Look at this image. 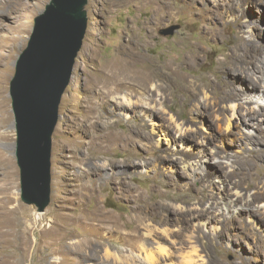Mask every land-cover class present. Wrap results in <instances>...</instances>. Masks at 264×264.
I'll return each mask as SVG.
<instances>
[{
    "label": "rangeland",
    "instance_id": "rangeland-1",
    "mask_svg": "<svg viewBox=\"0 0 264 264\" xmlns=\"http://www.w3.org/2000/svg\"><path fill=\"white\" fill-rule=\"evenodd\" d=\"M49 2L0 0V88L9 113L0 122V264H264L258 201L250 207L259 210L257 219L232 210L200 214L231 189L252 195L264 184V141L248 145L237 127L216 126L215 112L201 115L208 103L202 91L219 90L212 84L219 79L215 71L239 35L264 46V0H85L83 38L50 137L49 198L39 211L21 198L16 131H5L14 124L9 84L15 62ZM188 52H199V59L195 67L181 66L180 75L193 83L208 77L196 83L195 100L167 85L155 91L160 80L138 83L140 70L169 61L175 67ZM245 53L259 76L264 52ZM119 55L131 69L104 83ZM259 96L252 100L264 105ZM122 97L129 107H119ZM153 100L158 119L136 108ZM170 115L191 126V140L207 142L201 154L160 132ZM190 117L193 123L184 121ZM251 146L260 150L257 156L247 154ZM210 149L209 164L190 171L187 164ZM215 164L217 173L195 181L201 168ZM149 229L155 237L145 236Z\"/></svg>",
    "mask_w": 264,
    "mask_h": 264
},
{
    "label": "water",
    "instance_id": "water-1",
    "mask_svg": "<svg viewBox=\"0 0 264 264\" xmlns=\"http://www.w3.org/2000/svg\"><path fill=\"white\" fill-rule=\"evenodd\" d=\"M84 4L85 0H50L34 18L9 84L20 194L39 211L49 198L50 137L83 38Z\"/></svg>",
    "mask_w": 264,
    "mask_h": 264
},
{
    "label": "bare ground",
    "instance_id": "bare-ground-1",
    "mask_svg": "<svg viewBox=\"0 0 264 264\" xmlns=\"http://www.w3.org/2000/svg\"><path fill=\"white\" fill-rule=\"evenodd\" d=\"M160 6H165L164 2L163 5ZM234 45L235 46L233 47L232 51L229 54H227V56L225 55V59L219 62L217 69L215 71V73L219 74V79L216 80V83L212 82V84H216L219 90L215 89L214 93L208 91H202L203 95L201 97H203L204 99V101L202 102L208 101V103L205 107L206 112L201 113V115L205 117L206 116L211 117V114L215 112L214 117L218 122V124L216 123V126H218L219 128L223 126L224 130L229 132H232L231 129L235 126L239 130H241L240 139H244L248 145L249 144L258 145L261 141H264V129L262 127V123H264V105H260L257 103V101H253L252 97L260 94L261 97L259 96L258 99L263 100L264 97V58H263V65L261 67L260 74L259 76L256 77L254 75V71L256 70L253 69L254 63L251 61L252 58L251 59L248 58V55L245 53V50L251 48L254 49L255 51L258 50L259 53H263L264 46L260 45L258 42L252 39L249 38L245 39L241 35H239ZM141 59L144 60L142 57L138 60L141 61ZM198 59H199V52H195V53L188 52L183 56L182 60L175 67H172L170 61L168 63L163 64L162 66H156L155 64H152L150 67L139 71V73L137 74L139 75V78H137L138 83H140V86H148L149 84H151V82H155V80H160L161 81L160 84L154 85L153 83V86L155 87V91L157 90L156 86H158L161 90L162 89L165 90L164 85H167L171 89V91L177 88L183 93H187L188 100L193 101L197 98L198 93H200V90H198L196 83L198 81L205 80L208 77H206L205 75H199L195 79V81L197 82L193 83L180 75V68L181 66L195 67ZM136 61H134V63ZM112 64L113 67L112 66L107 67L108 74H105V76L101 78L104 83L111 80V77H115L118 79L122 77L123 73L121 69L123 68H127L129 70L131 69L130 65L127 64V62L124 60L122 55H119L116 59L112 60ZM112 71H113L112 75H109L110 72ZM248 71H250L251 74L250 73L248 74L247 73ZM254 82H256L260 86L254 84ZM122 83L124 84V82ZM3 94H4V87H1L0 88V122H6L7 120H9L7 104ZM209 99H211V102H209ZM243 99L245 101L242 102ZM124 101H126V98L122 97V102L120 103L119 107H123L125 105L128 107L130 106L129 102H127L128 104L124 105L123 104ZM152 102L151 103L146 102L148 105H144V106L137 105L136 108L141 107V109L144 110V113H149V115L150 114L152 115V118L158 119L155 113L156 103L158 104V101L153 100ZM210 103H213L212 106L216 107L215 110H212L213 108L212 109L209 108L208 105ZM221 104L224 105L220 106ZM253 104H255L256 107H254ZM224 108L228 110L227 113L226 111L224 112ZM221 112L222 113L224 112L223 115L221 114ZM209 120L211 121V119ZM167 121L168 123H170V125L168 124L165 125V129H163L164 125L162 124L160 125V132L165 133V137L168 135V133H172L173 137L175 138V141L179 139L178 143L184 145L185 146L184 149L186 151H191L192 147H194V149H196L198 153L200 154L202 153L201 151L202 147L207 142L206 141L204 142V140H196V141L191 140L189 134L192 131V129L189 124L178 123L177 120L174 119L172 115L168 117ZM184 121L193 123L195 121V118L190 117L184 119ZM14 125L15 124H9L8 128H6L5 134H8L11 131H13V128L15 129ZM169 127H173V128L170 129ZM243 129L247 130L248 133H242L244 132ZM252 131L255 132L256 134L251 133ZM7 137H9V135H7ZM212 153L213 152L210 149L208 152L209 155L207 157L202 155L199 158V160H197L194 164L193 163L187 164L188 169L190 171L196 172L197 167L200 166L203 167V164L206 162L209 164L208 159L210 158ZM259 153L260 150L258 148L251 146L247 154L257 156ZM216 154L218 155V151L216 152ZM212 158L213 159L217 158V156H212ZM261 159L262 160L260 161H264V157H262ZM183 166L185 168V165ZM218 167L220 166L215 164L211 168L209 166L210 169L201 168L200 170L202 171V173H199V176L198 178L195 179V181L204 182L208 180V178L214 172L216 173L218 172L219 170ZM260 186H261L260 184L256 185L255 187L256 192L252 195H250L248 192H242L236 189H231L229 192L225 194L224 197H218L217 199L213 200V202L208 204L206 208L201 210L202 213L200 214L203 215L204 213L206 214L210 213L213 217H217L220 214L221 215L224 214L225 210L228 211L232 210L233 212L238 211L240 213H244L248 218L254 217L253 219H257L259 210L257 211L250 207H252L251 200L253 201L255 199V201H258L256 208H259L264 213V203H263L264 192L261 190V189L264 190V184L263 186L261 187ZM213 217L211 218V220L213 219ZM145 232H146L145 236L153 238L154 232H152V230L149 229L146 230ZM149 259H150L149 256L145 257L146 261H148Z\"/></svg>",
    "mask_w": 264,
    "mask_h": 264
}]
</instances>
